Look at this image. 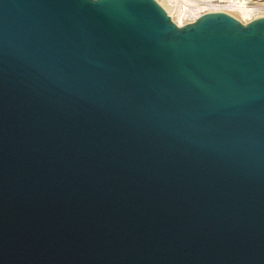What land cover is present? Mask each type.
<instances>
[{
    "label": "water",
    "instance_id": "95a60500",
    "mask_svg": "<svg viewBox=\"0 0 264 264\" xmlns=\"http://www.w3.org/2000/svg\"><path fill=\"white\" fill-rule=\"evenodd\" d=\"M0 264H264V16L0 0Z\"/></svg>",
    "mask_w": 264,
    "mask_h": 264
},
{
    "label": "bare ground",
    "instance_id": "6f19581e",
    "mask_svg": "<svg viewBox=\"0 0 264 264\" xmlns=\"http://www.w3.org/2000/svg\"><path fill=\"white\" fill-rule=\"evenodd\" d=\"M170 19L178 26L196 21L210 12H223L242 25L248 24L258 17L264 16V3H256L250 7L234 0H223L224 4L214 5L215 0H155ZM244 1V0H243ZM262 11V12H261ZM184 19L188 22H184Z\"/></svg>",
    "mask_w": 264,
    "mask_h": 264
},
{
    "label": "rangeland",
    "instance_id": "374dc122",
    "mask_svg": "<svg viewBox=\"0 0 264 264\" xmlns=\"http://www.w3.org/2000/svg\"><path fill=\"white\" fill-rule=\"evenodd\" d=\"M234 1L239 2V3H244L245 5H248L250 7H254L253 5L256 3H264V0H244V1L243 0H234ZM213 3H214V5L224 4L223 0H215ZM184 22H188V20L184 19ZM184 24H187V23H184Z\"/></svg>",
    "mask_w": 264,
    "mask_h": 264
}]
</instances>
